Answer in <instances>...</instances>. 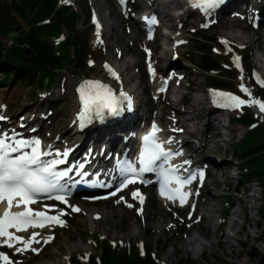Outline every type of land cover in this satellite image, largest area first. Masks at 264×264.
<instances>
[{
    "label": "rangeland",
    "instance_id": "1",
    "mask_svg": "<svg viewBox=\"0 0 264 264\" xmlns=\"http://www.w3.org/2000/svg\"><path fill=\"white\" fill-rule=\"evenodd\" d=\"M5 1L10 2V0ZM145 1L150 2L151 0H129L130 7L132 10H137ZM165 1L167 0H154L155 3ZM261 2L262 0H234L232 4H235V6L225 7L223 10L216 12L218 19L235 15L234 19H241L239 21L246 27V29L235 28L234 33L237 35L247 33L250 38L249 43L244 44L245 46L242 45L243 43H239L235 48L225 45L227 43L218 36L217 27L213 30L212 24L217 22L213 12L207 14L200 11L198 13L199 24H197V27H191L185 21L191 20V17H194L195 14L188 16V19L184 17L185 15L174 18L175 14L173 15L174 10H172L174 4L170 3L168 8H171L170 13L173 21L169 23L170 26L167 25L168 27L164 28L170 37L166 39V42H163V40L159 41L160 37L157 35L158 37H156L154 42L150 43L139 33L137 27L132 26L133 19L129 14L118 13L116 2L113 0H95L94 2L92 0H85V2L84 0H69L67 4L62 3L61 5L72 6L80 14L77 30L86 39L90 56L87 57L82 67L72 62L63 61V68L57 72L51 87L48 89L38 90L34 87L21 85L19 81H12L7 86L0 84V116L5 119L11 118L15 123L26 124L30 122L31 127H38L41 122H44L47 125L42 131V135L45 137L50 135L52 143L59 136L57 130L54 131L51 128L52 120L56 118L57 110H63V106L60 103H67V101L62 99L57 101L56 98L62 96L66 89L68 95L66 94L65 97L68 99L70 97V103L73 104L71 112H74V108H76L72 92V84L74 82L82 78H102L106 81H111L110 75L104 69V65L109 64L110 58L106 54L104 45L102 46L101 44V37H98L92 30L90 19L86 21L84 14L86 8L89 9V17L91 13H96L100 22L106 24L108 44L118 45V48L123 53L119 63L127 62L133 65L130 73L133 74L134 81L129 87L133 89L140 100L141 112H144L143 114L148 117L144 125L151 117H154L164 126L165 131L172 128L169 127L168 124L170 123H167V120L161 114L162 111L160 109L163 106L158 103V97L161 95L157 93L161 88L155 89L157 86V84H154L156 80L154 83H150L145 74L144 67L147 64L154 65L158 72L161 69L160 66L167 62H172L173 65L168 70L184 76L186 75L184 68H188L195 74V76L189 77V82L204 86V91H207L204 74L197 69L196 61L189 62L187 60V58L192 56L196 58L193 53V45L204 39L202 35L205 38H210L212 42L210 50L213 48L212 52L215 53V57L219 61L218 73L222 76L221 79H225L224 77L229 79L226 86L222 88L236 93L248 101L250 99L249 96L240 90L241 78L246 77L250 81V85L246 88L251 93V99L264 102V94L259 92L258 86H256L252 78V73L257 72L253 57L255 56L261 60L259 51L264 46V28H258L255 31L251 24L252 16L257 13V9L259 10ZM260 18L261 23H264V16H260ZM171 26L176 28V30H173ZM63 33L66 35L65 29H63ZM6 40H2L4 45H6ZM181 41L183 43H180ZM52 42L56 43L57 41L52 40ZM164 50L167 51L166 56L161 61L159 56ZM149 51L153 54L150 60H148ZM233 55L241 58L242 71H237L232 67L231 58ZM195 77L196 80H194ZM261 77L263 76L261 75ZM112 80L114 79L112 78ZM114 81L115 87L118 90H123V84H120L117 80ZM182 81L186 84L185 79ZM262 84H264V79H262ZM187 90L184 88L179 89L178 97H184L183 105H180L179 108L187 107L190 98L196 94H201V90L195 87ZM163 95L168 97L167 92L163 93ZM206 108L210 109L208 106ZM238 112H252L255 124L259 128L264 129V113H261L256 107L244 106ZM238 112L226 113L228 118H232ZM206 113L207 110L205 115ZM205 115L199 119L193 118L188 123L191 129L193 126L197 128L202 139L206 141L204 144V159L209 163L206 164L209 165V177L204 188L199 190V192L196 189L193 191V194L198 196V207L194 213L186 208L175 210L170 207H162L155 202L152 192L148 190L146 191L147 203L142 208L134 206V201L129 199V193L126 197L124 195L121 196L123 199L118 197L88 205L81 203V207H78L80 203L78 200H72L66 207L52 208V212L64 222L63 226H51L49 230L41 232L38 236V239L43 241L53 234L55 240L51 245L34 243L32 247L39 248L40 251L38 253L32 251L16 253L15 250L4 248H1L0 252L7 253L13 257L12 261L18 262V264H46L47 262L68 264V259L70 261H85L86 256H88L89 263L94 256L96 257L99 254L98 245L94 242L95 238L99 242L111 243L121 251H126L130 246V249H133L139 255L142 252L143 245H146V247L151 249L152 259L158 264H185L186 260L194 264H213L215 259L222 260L225 262L224 264H259V258L261 256L264 257V213L260 211L263 189L258 179L252 178L247 181L240 177L243 172L235 154L238 142L249 131V127L239 124H228L224 116L225 113L223 116L215 114L221 120V123L224 124L223 133H220L224 141H221L219 135V137L212 135L211 128L204 130ZM71 117H73V113L68 114L66 120L69 121ZM4 124H7V122H4ZM4 124L3 126H5ZM117 128L118 126L110 129V132ZM173 128L179 129V127L175 126ZM50 132L53 136H51ZM102 134L105 133L98 135ZM193 141L195 144L200 143L195 138H193ZM252 188L256 189L253 193L250 191ZM213 193L218 195V203L215 212L211 216L212 224L207 225L203 218L201 219L199 212L201 214L202 210L199 211V209L202 207V200ZM125 198L128 201L124 204ZM238 199H240L241 205ZM128 205H132V207ZM72 207L78 208L79 211L76 213L72 212ZM86 210H89L91 214L95 212L97 216H101V213L104 212L109 215L113 214V216L107 221L95 220L100 221L101 230L97 228V230L90 231L88 226L82 222V217ZM138 210H140L139 213ZM61 211L67 214L60 215ZM232 211H235L238 215L235 218V226L230 229L227 227V223ZM261 215L263 216L262 218ZM160 226H165L166 229L159 232L158 235L155 232H149V229L155 230ZM240 226L241 230H239ZM216 229L222 233L221 238L213 236ZM103 230H106L105 235H103ZM237 230L239 231L238 235L231 240L230 245H226L222 240L223 235L227 233L233 235ZM204 234L205 239L203 238ZM189 235L201 238L203 242L206 241L207 243L204 251L201 254L199 253L198 257H195L192 251L185 252L184 246L181 244V241L187 239ZM257 235L262 236L259 241L255 239ZM168 239H171L172 243L165 244L162 247L163 240ZM74 244L84 245L85 249L87 248L89 251L85 252L81 249L68 251V248ZM55 249H60L59 254L62 255L53 258ZM69 252H72V254L70 255ZM249 252L251 256L248 255ZM203 255H206L205 260L202 258ZM182 258L185 261H181Z\"/></svg>",
    "mask_w": 264,
    "mask_h": 264
},
{
    "label": "snow or ice",
    "instance_id": "2",
    "mask_svg": "<svg viewBox=\"0 0 264 264\" xmlns=\"http://www.w3.org/2000/svg\"><path fill=\"white\" fill-rule=\"evenodd\" d=\"M120 2L123 4L124 0H120ZM223 2L224 0H188V3L192 7H199L202 12L207 14H211L209 10L216 9ZM150 22L155 24V18H152ZM97 29H99V25H97ZM97 35H99V32H97ZM180 43H183V41ZM238 61L239 57H234L233 62L237 68H239ZM104 67L112 78L119 81V76L107 64ZM149 73H153L151 64H149ZM261 86L264 87V84ZM164 90V88H161L159 91ZM240 90L249 96L250 99L248 101L233 94L212 92L213 103L217 106L230 109H240L243 106H257L259 111L264 113V102L251 99V93L243 84L240 85ZM75 91L80 104V112L77 119L80 122L81 128L94 118L103 119L105 115L115 117L121 115L125 109L128 111L132 109V99L128 94L123 90L118 91V93L114 92L109 85L101 81H82L75 88ZM3 119L5 118L0 116V120ZM158 131L159 129L153 124L152 130L142 137V147L136 161H129L126 158L117 161L115 171L120 178V183L116 191H120L130 184L143 182L142 177L145 173L154 172L163 178L161 195L168 193L167 198H178L181 206H183L188 193H182L181 188L196 177L195 175L186 177L178 175V167H165L174 155H179L180 153L165 151L158 142L156 135ZM50 155H53V153L41 150L39 140H14L11 135L0 133V203L7 202V208L0 215V247L15 248L16 253L26 251L38 253L40 249L33 248L32 245L34 243L47 244L52 237L41 241L37 239L39 234L33 232L28 239H24L21 236L15 235L9 229L23 232L27 231L29 227H44L45 224L36 219L41 217L45 221H52L57 225L63 226L64 222L58 216H47L43 212H33L30 207L31 204L37 202V198L39 197L67 203L65 195L61 194L65 193L66 189V184L63 181L69 178V173L75 171V169L58 170L59 165L64 163L62 157L68 155L67 151L55 153L56 157L61 158L44 159V157ZM184 163H188V161ZM79 175L83 176L85 173L80 172ZM198 175L200 179H203L204 173L202 171ZM171 183L177 185L174 193L168 187ZM115 194L116 192L111 193V195ZM138 196L140 197V203L143 204V197L140 196V193L138 191L132 192L134 199ZM13 206H23L24 211L13 213L11 211ZM128 206L132 207V205ZM71 210L72 212L79 211L76 207H72ZM66 214L63 211L60 212V215ZM17 245H22V247H18ZM0 264H18V262L12 261L8 254L0 252Z\"/></svg>",
    "mask_w": 264,
    "mask_h": 264
},
{
    "label": "bare ground",
    "instance_id": "3",
    "mask_svg": "<svg viewBox=\"0 0 264 264\" xmlns=\"http://www.w3.org/2000/svg\"><path fill=\"white\" fill-rule=\"evenodd\" d=\"M92 1L94 2L95 0H92ZM168 1L170 3L174 2V0H167L165 2H157V3L145 1L143 2V4L139 6V8L143 6H148L151 9L152 15L161 17V19L163 20L162 28H165L167 25L170 26L169 23H172L173 21V17L170 13L171 8L170 9L168 8L170 4ZM61 3H69V0H61ZM193 13L194 12H191L189 14V17ZM234 17L235 15L227 16L226 18L220 17L217 22L212 24L213 30L214 28L217 27V33L219 34L218 36L221 39H223L227 43L228 46L232 48H235L236 45H238L239 43H243L242 45L245 46L244 44L249 43V39H250L247 36V33L243 35L242 34L237 35L234 33L235 28L237 29L245 28L246 29V27L243 26L241 21H239L241 19L235 20ZM191 18H192L191 20H186L185 23H187L191 27H197V24H199L197 13H195L194 17L192 16ZM186 19H188V17ZM134 25H136V21H134L133 19L132 26ZM106 28H107L106 24L103 23L102 24V35L98 37H101V44L102 46L104 45L106 54L110 58L108 65L112 67L114 69V72L119 76V83L123 84V91L127 93L128 95H134L133 89L129 87L130 84L133 83L134 81V76L133 74L130 73L133 65L132 63H127V62L119 63V61L121 60L123 56V53L118 48V45L115 46L113 44H108V36L106 34ZM171 28L173 30H176V28L172 26ZM160 31L161 29H159V32H158V34H160L159 41L163 39ZM175 51H177V49H175ZM166 52L167 51L164 50L161 53V55L159 56V60L163 61L165 59ZM259 52H260L262 59L260 60V58H256L255 56L253 57V59L256 65L255 69L257 70V73L260 72V75H262L264 79V46L262 50ZM172 65H173L172 62H167L163 66H160L161 69L155 75V78L158 82L155 89L162 86L164 71ZM184 70H186L185 76L177 74V73H173L172 79L168 81L169 83V89L167 91L168 97L164 95L159 96L158 103L162 104L163 106L160 110L162 111L161 113L162 116L167 120V123L169 122L171 125L177 126L180 128L179 130L178 129L168 130V133L172 134L173 137L184 136V139L182 141V146L186 147L187 153H188L187 155H185V157H189L190 159H195L193 160V162H195L197 160H205L204 159L205 158L204 144L206 143V141L202 139L201 135L198 133V129L195 128L194 126L191 129L188 123L191 122L193 118L199 119V118L204 117L205 111L207 110V113L205 115L204 130L206 128H211L210 130H211L212 135L214 137L220 136L219 139H221V141H224L222 135H220V133H223L222 129L224 128V124L221 123V120L215 115V113L212 111L211 108L210 109L206 108V106L209 105V96H208L209 94H207V92L204 91V86H199V85H196L195 83L191 84L189 82V77L195 76L194 72H192L188 68L187 69L184 68ZM109 77L111 78V81L110 80L106 81L102 78L101 79L95 78V79H97L98 81H101L104 84H108L114 87L115 81L112 80L111 76ZM183 79H185L186 84L183 83L182 81ZM194 80H196V77ZM241 80H242L241 84H243L244 87H247L250 85V81L248 80V78L242 77ZM193 87L200 89L201 94H198V95L196 94L194 97L190 98V101L187 107L179 108L180 105H183L182 101L184 99V97L182 98L178 97L179 89L184 88V89L190 90ZM66 94L67 92L65 89L62 96H58L56 98L57 101H60V99H62V100L67 101V103H64V102L60 103L63 106V110L61 111L57 110L56 118L52 120V123H51L52 130L54 131L57 130V132L59 133L58 134L59 136H57L52 143L50 141V135L46 137L42 135L43 134L42 131H44V128L47 125L44 122H41L40 125H38V127H31L30 122L26 124H22L19 122L15 123L14 121L11 120V118H9V119H6L5 121V122H9L8 126H6L7 124H4V122L0 121V125L4 124L6 126L0 129V133L11 135L14 140H25V141H30V136L37 133L39 134V136H41V138H39V141H40V146L43 149H45L49 144H53L54 147L57 146L59 148L58 150L60 149H62L63 151L68 150L74 160L82 159L83 162H86V165L87 166L89 165V170L92 174H97V171L99 170L98 162L108 163L106 167L104 168V173L97 174L98 181L100 183H105L106 181L111 180L114 175L111 169V162L109 161L108 155L117 149L119 141H126L127 145L134 144V139L132 138V134L126 130V124H125L126 122L124 124L119 125L116 130H113L111 132H110V129L100 130V131L91 130L90 132L87 131L86 135L82 134V132L79 131V128L77 126L78 113L75 110V108H74V112H71V109L73 108V104L70 103L71 102L70 97L69 99L65 97ZM127 112L130 118L135 116L141 121H144L147 119L146 115L142 114V112H137L134 108H132L131 111L127 110ZM70 113L71 114L73 113V117L70 118L69 120L70 122H69L66 120V117H68V114ZM127 125H128V122H127ZM51 132L50 134L51 136H53ZM100 133H105V134L98 135ZM193 138L197 139L200 143L195 144L193 141ZM217 198H218L217 194L213 193L209 195V197L204 198L202 200V203H203L202 207L200 209L198 208L199 211L202 210V213L200 214L199 212V215L201 219L203 218V221L207 225L212 224L211 216L216 210V206L218 203ZM238 200L240 203V199ZM81 203L82 202L79 203L78 207H81L82 205ZM53 215L56 216L55 214ZM95 215H96L95 212H92L91 214L89 210H86L82 217V222L88 226V229H90V231L97 230V228H100L98 230H101L100 221H95V220L107 221L108 219H111L113 216V214L109 215L106 212L101 213V216H99V218H96L97 215L96 216ZM237 215L238 214L235 213V211L231 212V216L227 223L228 228L231 229L235 226L236 224L235 218L237 217ZM93 217H94V220H93ZM58 218L61 219L60 217ZM50 227H51L50 225L44 226L41 229H38V228L31 229V231H37L38 234H41V232L49 230ZM164 229H166L165 226H160L159 228L155 230L149 229V232L150 233L155 232V234L158 235V233L163 231ZM239 230H241V226ZM238 232L239 231L237 230L234 232L233 235H229L228 233L223 235V238H222L223 242L226 245H230L231 240L234 239L235 236L238 235ZM29 234L30 232H27V235ZM105 234H106V230H103V235ZM38 236H37V239H38ZM213 236H215L216 238H221L222 233L216 229ZM51 237H52L51 241H49L46 245H51L52 242L55 240L53 234H51ZM203 238L205 239V234L203 235ZM169 243L170 244L172 243L171 239L163 240L162 247L165 244H169ZM219 243H220V240H219ZM181 244L184 246L185 252L192 251L195 257H198L199 253L201 254L204 251L205 246H207L206 241L203 242L201 238L194 237L192 235H189L187 236V239L182 240ZM20 247H22V245H20ZM13 249L15 250V248ZM71 249L73 250L81 249V250H84L85 252L89 251L87 248L85 249L84 245H81V244H74L73 246L68 248V251H70ZM59 251L60 249H55L53 258H56L62 255V254H59ZM69 254L71 255L72 252H69ZM46 264H56V262H47Z\"/></svg>",
    "mask_w": 264,
    "mask_h": 264
},
{
    "label": "trees",
    "instance_id": "4",
    "mask_svg": "<svg viewBox=\"0 0 264 264\" xmlns=\"http://www.w3.org/2000/svg\"><path fill=\"white\" fill-rule=\"evenodd\" d=\"M59 0H0V84L9 85L19 81L21 85L48 89L55 75L63 67V61L72 62L82 67L90 55L87 41L77 30L80 14L72 7L58 6ZM85 2V0H84ZM264 10V0L261 2ZM88 21L89 9L84 10ZM48 20V23L43 22ZM24 25V26H23ZM66 36L57 44L52 40ZM204 38L193 45L196 58H187L189 62L196 61L197 69L204 74L206 84L211 87H225L228 78L216 74L219 61L213 55L210 38ZM6 40V45L2 40ZM264 94V91H262ZM233 124L252 126V113L241 114L230 120ZM264 129L253 127L245 133L237 144L236 156L241 167V178L244 180L258 179L262 186V203L260 211L264 213ZM261 217H263L261 215ZM262 236H259V240ZM99 254L90 262L77 260L69 264H158L152 259L150 247L143 250L142 256L133 249L121 251L110 244L99 242ZM251 256L250 252L248 254ZM202 258L205 260L206 255ZM181 261H185L183 258ZM215 259L213 264H224ZM185 264H194L185 261ZM259 264H264V257L259 258Z\"/></svg>",
    "mask_w": 264,
    "mask_h": 264
}]
</instances>
